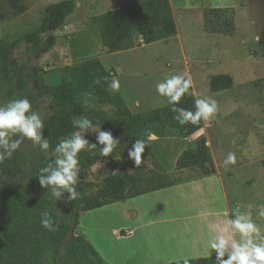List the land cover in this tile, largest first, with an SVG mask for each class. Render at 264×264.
Returning a JSON list of instances; mask_svg holds the SVG:
<instances>
[{
	"label": "rangeland",
	"instance_id": "374dc122",
	"mask_svg": "<svg viewBox=\"0 0 264 264\" xmlns=\"http://www.w3.org/2000/svg\"><path fill=\"white\" fill-rule=\"evenodd\" d=\"M60 0H21L18 7H13L8 0H0V44H12V57L22 68L19 77L25 82L27 94L22 91L19 98H27L31 103V111L45 118L50 113V99L37 96L32 88V74L37 70L46 84H57L64 69L89 57H97L108 68L112 61L120 62L123 54H110L98 36V26L105 21V14L115 8L107 0H75V9L66 19L62 27L52 32L55 35L54 46L46 53L37 55L38 45L48 33L38 36L34 41L25 39L27 33L36 28L44 9L48 4ZM141 1V0H137ZM207 6L233 7L235 9V31L232 35L202 33V9ZM175 17L179 24L183 20V28L179 26L184 37L183 45L197 61L204 59L210 62L206 72L209 74H230L232 86L226 90L212 92L208 79L198 75L196 71L191 77L196 99L212 98L217 101L218 110L211 121L202 120V128L185 136L176 129L167 128L163 135H151L148 150L142 154L141 163L135 161L124 150V142L119 141L113 152L105 157L100 155L103 145L97 142L95 131H83L81 134L89 145L91 154L97 156L93 164L81 166L87 173L91 183L88 193L92 194L101 183L103 177L114 171H126L132 175L153 177L161 181L178 182L173 187V224L178 227V237L201 238L206 232L207 217L196 215L203 208H212L218 214L216 221L226 223L223 216L225 203L220 193L218 182L227 195V207L236 215L249 214L252 221L260 228V236L264 237V217L258 212L264 206V168L261 159L264 157V51L258 45V38L264 29V0H173ZM191 35V36H187ZM134 46H137L136 37ZM165 42L147 45L139 50L140 59L136 67V76L129 78L124 88L119 91L125 98L126 105L133 112L143 111L152 106L167 102L156 90L157 82L154 74L146 73V65L156 62L163 65L166 59L177 58L179 47L173 39V54L162 50ZM38 44V45H36ZM35 45V46H34ZM138 59V58H137ZM135 60L124 61V71H133ZM145 71V73H143ZM7 85L0 82V107L5 106L3 99ZM154 94L159 98L154 103L141 101L139 107L132 101L133 94ZM144 100V99H143ZM102 109L109 112L110 106ZM99 130L105 131L100 126ZM78 130L77 132H80ZM203 136L216 168V178L190 182L201 178L194 168L178 169L176 159L184 150L194 149L198 137ZM19 133L9 137L10 142L20 140ZM4 147L0 145V149ZM229 153H234L236 163L224 165ZM19 166L12 168L10 179L31 176V166L39 155L50 157L47 150L39 144H33L24 138L18 149L13 152ZM170 193L150 194L139 200L141 205L168 206ZM200 210V211H199ZM89 227L104 229L99 233L100 243L104 250L111 254L127 252L132 240L115 239L114 228L122 224L119 215L108 218L104 212H97L85 220ZM238 242H242L237 233Z\"/></svg>",
	"mask_w": 264,
	"mask_h": 264
},
{
	"label": "trees",
	"instance_id": "16d2710c",
	"mask_svg": "<svg viewBox=\"0 0 264 264\" xmlns=\"http://www.w3.org/2000/svg\"><path fill=\"white\" fill-rule=\"evenodd\" d=\"M13 7H18L21 0H8ZM75 0H60L48 4L39 25L26 34L25 39L34 41L39 35L48 33L47 38L38 45L37 55L48 52L55 43L53 31L62 27L65 19L73 13ZM235 9L233 7H212L202 9V27L207 33L232 35L235 31ZM177 33L176 23L169 0L129 1L124 6L115 8L105 14V21L98 26L101 44L108 52L127 50L134 47V38L142 36L145 44ZM258 45L264 51V29L259 35ZM35 46V45H34ZM13 45L0 44V82L7 85L3 99L5 105L12 99H20L19 94L25 92V82L17 78L22 68L12 57ZM185 78H189L184 76ZM113 75L97 57H89L64 69L57 84L44 83L37 70L32 74V88L37 96L50 99V113L41 118L44 124L42 139L49 142L50 157L42 155L31 166L29 179H10L12 168L20 164L15 155L0 163V264H108L97 252L85 235L76 232L81 214L87 210L98 208L109 203L124 201L140 194L152 192L175 185L178 182L161 181L153 177L132 175L126 171L107 173L95 192L89 194L90 182L87 173L79 169L78 179L74 187L77 196L70 200L71 193L60 189L59 199L52 197L55 187L49 184L46 188L39 182V176L47 177L56 170L55 161L63 158V153L56 147L62 139H70L71 133L80 129L73 126V119L86 116L94 125L99 124L113 138L124 142V150L129 153L135 140L146 142L151 135L159 137L167 128L176 129L180 134L188 136L202 128V120L196 124L181 125L174 119L179 112H172V105L165 104L149 110L132 113L122 95L111 90L108 85ZM99 81V83H95ZM264 84V76L261 78ZM230 74H216L209 80L212 92L226 90L232 86ZM185 94L177 108L195 111L196 95ZM27 94L31 92L26 90ZM110 106V111L102 109ZM4 152V148L0 149ZM97 156L88 150L78 155L81 166L93 164ZM264 168V157L261 159ZM48 172H41L44 167ZM178 169L194 168L201 176L215 174L216 168L203 136L198 137L194 149L184 150L176 159ZM9 182L16 188H8L2 183ZM47 211L55 231L44 228L41 219ZM229 211V216L233 217ZM61 218V222L58 221ZM74 226L70 239L62 246L58 260V252L68 232ZM217 255L190 258V264H217ZM227 255L223 259H227ZM183 260H174L170 264H183Z\"/></svg>",
	"mask_w": 264,
	"mask_h": 264
},
{
	"label": "crops",
	"instance_id": "0c3cea01",
	"mask_svg": "<svg viewBox=\"0 0 264 264\" xmlns=\"http://www.w3.org/2000/svg\"><path fill=\"white\" fill-rule=\"evenodd\" d=\"M110 4L114 5L115 8H119L124 6L129 1H137V0H107ZM172 11L176 23L177 33L168 38H164L155 42H151L145 44L142 40L141 35L136 36V40L138 45L134 46L127 50L116 51L117 53L123 54L120 62L112 61L110 67L105 68L109 69L113 75V79H116L120 83V90L124 88L126 81L131 78V76H136L140 71L136 70L138 65L140 51L145 48L147 45L156 44L160 42H165L161 45L162 50L165 52L170 51L173 54V39L176 41L177 46L179 47V53L177 58L173 61L172 59H166L163 65H159L156 62H150L146 65V73L149 75L154 74V79L157 84L162 82L165 77H171L173 75H182L187 76L191 79L193 72L196 71L198 75H201L208 79V83L211 76L209 72H206V69L209 67V63L204 59L197 61L194 56L189 54L186 51L183 41L185 35L179 29V26L183 28V20L182 23L179 24L175 17V9H173V0H169ZM217 7V6H215ZM114 8V9H115ZM204 34H217V33H207L203 30ZM191 36V35H187ZM115 52H111L110 54H114ZM129 59L135 60L133 71L125 72V64L124 61ZM138 58V59H137ZM140 62V61H139ZM141 63V62H140ZM145 73V71L143 72ZM194 90V89H193ZM117 91V92H119ZM120 93V92H119ZM195 93V92H194ZM121 94V93H120ZM123 97V94H121ZM146 97L141 98V94H133L131 97L132 101H136L138 103L137 107H139V103L144 101L146 103H154L159 100L157 96L154 94L145 95ZM124 101L125 98L123 97ZM144 99V100H143ZM126 103V101H125ZM167 104L164 103L163 105ZM159 105V106H163ZM159 106H152L146 110L156 108ZM128 107V105H127ZM129 108V107H128ZM130 110V109H129ZM131 111V110H130ZM144 111V110H143ZM132 113L140 112V111H131ZM216 178V174H212L209 176H202L201 178L192 180L190 182H199V181H207L210 179ZM176 185V184H175ZM220 193L222 195L223 201L225 203V210L223 212V216L228 219V222L233 219L229 216V210L227 207V195L222 187L221 183L218 182ZM173 187L174 185L161 188L158 190H154L152 192L140 194L138 196H134L128 198L124 201H117L113 203L106 204L104 206L93 208L83 212L79 218V223L76 228L77 233H81L85 235V237L91 242L97 252L101 255V257L108 262V264H170L174 260H182V259H190V258H198V257H206L211 255H217L215 250H210L206 248L207 240L210 237L218 234L220 229L228 228L229 232L227 235H231L230 225L227 226V222L218 223L216 221V215L218 214L212 208L205 207L200 209L197 217H207L209 220L206 225V232L201 238L197 237H178V227L176 224H173ZM170 193L169 197V205L162 206H146L141 205L139 200L142 198H146L150 194H158V193ZM104 212V214L111 218L113 215H119L121 217L122 224L118 225L114 228L115 239L117 241L121 240H132V244L130 249L127 252H121L117 254L108 253V251L104 250L100 243V232H104V229H96L91 228L87 224H85V220L89 216L95 215L97 212ZM238 242L237 233L232 236ZM229 250L230 246H229ZM210 252L211 255L206 253ZM228 257V252L226 254Z\"/></svg>",
	"mask_w": 264,
	"mask_h": 264
},
{
	"label": "clouds",
	"instance_id": "9594fccd",
	"mask_svg": "<svg viewBox=\"0 0 264 264\" xmlns=\"http://www.w3.org/2000/svg\"><path fill=\"white\" fill-rule=\"evenodd\" d=\"M99 83V81H95ZM192 86V80L185 78L182 75H173L165 77L162 82L156 85L158 94L167 98L168 105H172V112H179V116H175L179 124L185 125L191 123L198 124L201 120L211 121L218 110L217 101L212 98H200L195 101V111H190L184 108H177L181 98L185 95H193L189 90ZM111 90L118 91L120 83L113 79L108 85ZM31 103L27 98L12 99L5 106L0 107V145L4 147V152H0V163L5 159H10L13 152L18 149L24 138L29 139L33 144H39L41 149L47 150L49 142L42 139V129L44 124L40 115L31 111ZM73 126L80 129V132L74 131L71 133L70 139H62L56 147V151L63 153V158H57L55 164L56 170L51 171V175L44 177L39 176L40 185L46 188L49 184L54 185L51 196L57 199L61 196L60 189L71 193L70 200L76 199L77 193L72 187L77 183L79 172V153L88 147H96L89 145V141L81 134L83 131H95L97 133V142L104 147L100 149V155L109 156L114 148L119 143L113 138L111 132L99 130V124L94 125L86 116H81L78 119H73ZM19 133L20 140L11 141L9 137L12 134ZM150 138H154L151 137ZM146 142L144 140H135L132 148L129 151V157L135 161L136 166H139L142 159V154L145 150ZM224 165H234L236 156L234 153H229L224 160ZM50 167H44L40 171L48 172ZM42 216H48L49 219H41V224L44 228L55 231L51 223V218L47 211L42 213ZM259 217H264V206L258 212ZM231 235H227L228 228L220 229L218 234L210 237L207 240L206 248L215 250L217 253V264H264V237L260 236V228L252 221L251 216L247 213L236 215L234 219L229 221ZM238 233L242 242H237L232 238ZM229 246L230 249L229 250ZM226 251L228 258L223 259ZM211 255L210 252L206 253ZM183 264H190V261L185 258Z\"/></svg>",
	"mask_w": 264,
	"mask_h": 264
},
{
	"label": "water",
	"instance_id": "95a60500",
	"mask_svg": "<svg viewBox=\"0 0 264 264\" xmlns=\"http://www.w3.org/2000/svg\"><path fill=\"white\" fill-rule=\"evenodd\" d=\"M2 185L8 187V188H16L15 186H13L11 183L9 182H6V183H2ZM58 221L61 222V218L58 217ZM71 229L70 231L68 232L67 236H66V239L65 241L63 242V244L61 245L60 249H59V252H58V260L60 258V255H61V249H62V246L70 239L71 235L73 234V231H74V226L73 224H71Z\"/></svg>",
	"mask_w": 264,
	"mask_h": 264
}]
</instances>
